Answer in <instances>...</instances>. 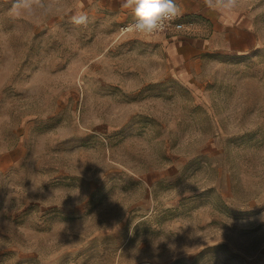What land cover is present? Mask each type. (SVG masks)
<instances>
[{"label": "rangeland", "instance_id": "374dc122", "mask_svg": "<svg viewBox=\"0 0 264 264\" xmlns=\"http://www.w3.org/2000/svg\"><path fill=\"white\" fill-rule=\"evenodd\" d=\"M49 2L0 4V264H264V0L174 69L199 32Z\"/></svg>", "mask_w": 264, "mask_h": 264}, {"label": "crops", "instance_id": "0c3cea01", "mask_svg": "<svg viewBox=\"0 0 264 264\" xmlns=\"http://www.w3.org/2000/svg\"><path fill=\"white\" fill-rule=\"evenodd\" d=\"M14 0H0V4H8ZM96 9H101L105 15H116L123 20L134 16L131 9H125L121 6V0H94ZM180 11L178 13L185 20L193 18H203L209 20L213 34L207 36L208 30L198 28L199 21L196 20V32L199 38H191L186 34L171 36L167 38V63L170 69H174L179 64L185 67V64L194 55H198L206 49H217L219 42V33L222 29L236 31L238 38L242 31H248L250 27L246 26L245 20L241 18L239 11L234 9L230 14L211 8L207 0H175ZM245 37V36H244Z\"/></svg>", "mask_w": 264, "mask_h": 264}, {"label": "clouds", "instance_id": "9594fccd", "mask_svg": "<svg viewBox=\"0 0 264 264\" xmlns=\"http://www.w3.org/2000/svg\"><path fill=\"white\" fill-rule=\"evenodd\" d=\"M209 7L230 14L238 5V0H207ZM121 6L131 9L134 22L128 30L142 35H152L163 31L178 15L180 9L175 0H121ZM18 16H47L51 13L49 0H15L13 5ZM73 22L86 26L88 16L80 13L73 16Z\"/></svg>", "mask_w": 264, "mask_h": 264}, {"label": "built area", "instance_id": "2783aa9c", "mask_svg": "<svg viewBox=\"0 0 264 264\" xmlns=\"http://www.w3.org/2000/svg\"><path fill=\"white\" fill-rule=\"evenodd\" d=\"M134 19L132 20L131 23L126 24L121 27V31L123 33H130V32L136 33L134 31L128 30L129 25L134 22ZM196 26H197V22L195 20H185L181 16L177 15L176 18L171 23H169L163 31L156 32L154 34H160V33L164 34V33H171V32L172 33H180V32L191 33V32H196Z\"/></svg>", "mask_w": 264, "mask_h": 264}]
</instances>
